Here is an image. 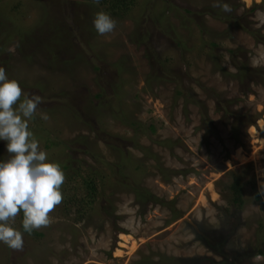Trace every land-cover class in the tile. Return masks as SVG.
Returning a JSON list of instances; mask_svg holds the SVG:
<instances>
[{"label":"rangeland","instance_id":"obj_1","mask_svg":"<svg viewBox=\"0 0 264 264\" xmlns=\"http://www.w3.org/2000/svg\"><path fill=\"white\" fill-rule=\"evenodd\" d=\"M215 2L134 0L101 36L95 0H0V67L42 98L29 131L70 167L43 237L0 243V264H264V0Z\"/></svg>","mask_w":264,"mask_h":264},{"label":"clouds","instance_id":"obj_2","mask_svg":"<svg viewBox=\"0 0 264 264\" xmlns=\"http://www.w3.org/2000/svg\"><path fill=\"white\" fill-rule=\"evenodd\" d=\"M213 7L232 12L223 0H216ZM93 26L103 36L115 30L116 21L101 11L96 13ZM21 96L18 82L10 80L0 67V141L6 142L10 154L9 159L0 161V243L13 250H21L24 244L22 232L12 227L17 214L23 212L25 233L47 227L51 223L49 213L63 199L61 185L65 180L60 165L48 161L47 153L29 131V121L37 115L42 98L24 94L21 101ZM40 118L46 121L48 116L40 114ZM259 193L264 195V182Z\"/></svg>","mask_w":264,"mask_h":264},{"label":"trees","instance_id":"obj_3","mask_svg":"<svg viewBox=\"0 0 264 264\" xmlns=\"http://www.w3.org/2000/svg\"><path fill=\"white\" fill-rule=\"evenodd\" d=\"M97 5L101 8V11L106 12V13L112 15V16H115V17H120V16L122 17V16H124L125 17L129 13V11L132 9V7H134V0H100V3L97 4ZM250 33L253 34L254 36L256 35L252 31H250ZM231 53L233 55L236 54V52H231ZM244 68L245 67H243V69L241 67L239 68L240 69V75H242V76H244V74H245V69ZM99 70H101V69L100 68H96V71L97 72H99ZM105 94H106V90L103 89L102 93L99 94L97 96V98L100 99V100H103L104 97H105ZM33 119H35V118L33 117ZM204 122H205V124L207 126L210 125V123H209L210 121L204 119ZM37 125L40 126L39 122H37ZM209 127H210V130H212L211 126H209ZM107 165L111 167V169L113 171V174L117 175L118 177H119L120 174H122V172L120 171L121 166L113 165V164H109V163ZM61 169H62V171L65 174V172L67 173L70 170V167L69 166H62ZM77 171L78 172H76L74 174V177H73V175L70 174L69 175V178L75 179V177L81 176L80 173H79V170H77ZM80 178L82 179V183H83L82 185H84V187L87 189V194H89L87 196V198L89 199L90 202L91 201L93 202L94 201L93 199L96 197L94 195H97V194H95V191H96L95 189L96 188H95V185H94L93 181H90L89 179L83 178V176H81ZM243 189H244V186L242 185L241 180L238 179V178L235 179V181L231 184V186L229 188V191L232 194V204H231V208L233 210V214L230 217V221H232V219L234 221V216L235 215H236L235 217H238V218L240 217L241 218V214L244 211V208H245V205H246L247 201H246V199L244 197V191H243ZM134 190L136 191L137 196H141L142 193H143V191H141L139 188H137V186L134 188ZM62 196L65 198V196H67V194L62 192ZM257 199L259 201L262 200L261 199V196H259V195H257ZM20 213H21L20 214L21 215L20 216L21 217L20 218V228H17V227H13V228H15V229L20 230V231L23 232V228H22L23 212L20 211ZM179 216L180 215H177V218H180ZM23 234L26 237H34L36 239L43 237V234L39 233L37 230H34L31 234H28V233H25V232H23ZM207 245L211 249H213L211 247V244H208L207 243ZM244 253L245 254L247 253L249 256L252 255V254H250L249 252H246V251ZM223 254L224 253L221 252L220 255H223ZM252 256H254V257H256V256L257 257H264V249L261 248L260 250L254 252V254ZM223 263H225V261L222 262V263H220V264H223ZM212 264H217V263L213 262Z\"/></svg>","mask_w":264,"mask_h":264},{"label":"bare ground","instance_id":"obj_4","mask_svg":"<svg viewBox=\"0 0 264 264\" xmlns=\"http://www.w3.org/2000/svg\"><path fill=\"white\" fill-rule=\"evenodd\" d=\"M256 1L260 2L261 0H256Z\"/></svg>","mask_w":264,"mask_h":264}]
</instances>
